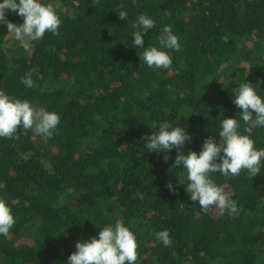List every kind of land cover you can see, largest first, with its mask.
Here are the masks:
<instances>
[{
    "label": "trees",
    "instance_id": "obj_1",
    "mask_svg": "<svg viewBox=\"0 0 264 264\" xmlns=\"http://www.w3.org/2000/svg\"><path fill=\"white\" fill-rule=\"evenodd\" d=\"M40 2L59 4V35L17 41L0 24V90L60 122L46 142L22 127L0 137V199L15 220L0 235V264H68L78 240L121 222L136 236L135 264H264V158L252 178L211 173L239 211L205 213L186 192V170L172 168L176 149L165 161L145 146L153 123L168 121L191 135L181 151L199 153L233 117L264 149V127L245 125L232 97L249 81L264 100V0ZM141 13L155 21L144 47H161L165 25L178 37L181 51L163 49L169 68L140 61L131 31ZM6 19L23 22L11 10ZM29 71L31 88L21 82ZM164 229L171 247L154 235Z\"/></svg>",
    "mask_w": 264,
    "mask_h": 264
},
{
    "label": "clouds",
    "instance_id": "obj_2",
    "mask_svg": "<svg viewBox=\"0 0 264 264\" xmlns=\"http://www.w3.org/2000/svg\"><path fill=\"white\" fill-rule=\"evenodd\" d=\"M58 7V3L43 4L40 0H2L0 24H5L8 33H13L17 41L25 38L37 41L42 39L46 32L58 36L61 24L56 12ZM6 10L15 11L23 17V22L14 24L7 20ZM118 15L122 20L128 16L126 11H119ZM154 26L155 21L152 18L143 13L138 15L132 24L133 46L142 49V52H138L140 61L149 68H169L172 59L163 49L179 52L181 44L171 27L165 25L158 37L161 47L152 45L144 47L142 34ZM23 47L27 49L29 44L25 42ZM31 77L32 71H29L21 78V82L28 88L34 87ZM258 84L259 82L256 85ZM232 93L233 102L240 109V119L244 124L264 127V100L257 94L254 85L249 81L242 82L232 89ZM59 122L57 113L34 108L28 101L16 99L0 90V137L18 138L16 134L22 127L24 130L31 129L42 135L46 142L52 138ZM219 127V143L208 136L204 139L199 153L189 150L185 154L181 149L185 142L191 141V135L185 128L173 127L168 121L153 123L149 128L156 130L145 137V146L150 152L163 151L165 161L169 159L167 153L173 148L176 149L177 154L172 168L182 167L186 170V192L191 201H198L203 212L207 213L210 206L215 205L221 211L227 210L238 214L236 201L230 199L224 189L215 184L210 174L219 172L225 177L238 176L242 169H246L252 178L261 172L264 149L257 150L254 147V141L250 138L253 127H244L242 133L241 124L236 118H222ZM167 187L170 191H175L171 182ZM14 223L11 209L3 199H0V235L7 237ZM154 235L165 247H171L172 240L167 229L157 231ZM137 248L134 232L121 222L114 228L108 226L101 228L98 238L91 237L83 242L78 240L75 244L76 250L68 256V264H135L138 258Z\"/></svg>",
    "mask_w": 264,
    "mask_h": 264
}]
</instances>
